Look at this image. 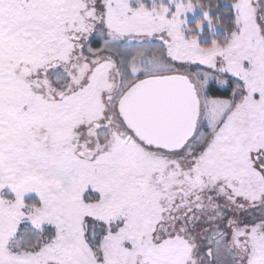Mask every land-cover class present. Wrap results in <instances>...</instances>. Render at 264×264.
Returning <instances> with one entry per match:
<instances>
[{"label":"snow or ice","instance_id":"6c2138e0","mask_svg":"<svg viewBox=\"0 0 264 264\" xmlns=\"http://www.w3.org/2000/svg\"><path fill=\"white\" fill-rule=\"evenodd\" d=\"M0 264H264V0H0Z\"/></svg>","mask_w":264,"mask_h":264}]
</instances>
